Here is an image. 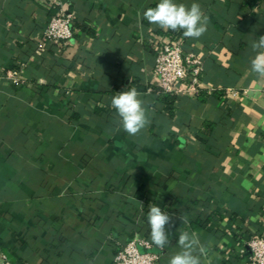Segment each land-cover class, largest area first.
<instances>
[{"label": "crops", "instance_id": "obj_1", "mask_svg": "<svg viewBox=\"0 0 264 264\" xmlns=\"http://www.w3.org/2000/svg\"><path fill=\"white\" fill-rule=\"evenodd\" d=\"M51 1L0 0V246L15 264H111L135 235L151 242L146 203L164 193L166 212L188 214L176 227L198 235L203 264H249L244 245L264 232V78L250 69L264 3L175 0L209 17L184 53L201 60L197 91L221 96L181 95L169 118L143 45L168 39L144 24L159 0H60L81 27L38 53ZM134 84L147 87L151 123L130 136L111 99ZM177 238L163 250L151 242L157 264L179 251Z\"/></svg>", "mask_w": 264, "mask_h": 264}, {"label": "clouds", "instance_id": "obj_2", "mask_svg": "<svg viewBox=\"0 0 264 264\" xmlns=\"http://www.w3.org/2000/svg\"><path fill=\"white\" fill-rule=\"evenodd\" d=\"M143 19L163 30L182 31L183 36L190 39H199L206 33L209 24V17L198 3H192L189 7L175 0H159L155 7H149L143 12ZM251 50L254 53L250 61L251 72L264 78V35L253 39ZM126 89L112 97L111 107L119 117L123 131L136 136L149 126L151 120L140 98L141 93L135 87ZM177 222L188 224V214H169L159 206L149 205L147 223L151 242L163 250L170 243V236L178 234L179 251L171 256L169 264H203L204 247L198 235L195 232L180 231L176 227Z\"/></svg>", "mask_w": 264, "mask_h": 264}, {"label": "built area", "instance_id": "obj_3", "mask_svg": "<svg viewBox=\"0 0 264 264\" xmlns=\"http://www.w3.org/2000/svg\"><path fill=\"white\" fill-rule=\"evenodd\" d=\"M51 5L58 8V13L47 20L42 31L43 40L36 45L38 53L45 50V45L58 47L73 39L75 15L66 10L60 0H52ZM184 48L182 40L169 39L161 40L154 48L152 78L163 93L181 96L197 92L201 60L194 53H184ZM7 77L12 83L20 82L17 71L8 72ZM152 248V243L145 237L135 235L114 253L111 264H157L160 254ZM242 252L248 253L249 264H264V232L252 235ZM9 255L0 246V264H14Z\"/></svg>", "mask_w": 264, "mask_h": 264}, {"label": "trees", "instance_id": "obj_4", "mask_svg": "<svg viewBox=\"0 0 264 264\" xmlns=\"http://www.w3.org/2000/svg\"><path fill=\"white\" fill-rule=\"evenodd\" d=\"M264 3V0H244L242 5H241V9H247V10H253L254 8L258 7L260 4ZM157 4H152L151 7H155ZM58 13V8L55 6L50 7L49 12H48V16L49 18H51L52 16L56 15ZM145 25H149L148 21H145L144 23ZM77 27H81L79 24H77V21L75 19V22L73 24V29L77 28ZM82 29L89 33V34H93L91 31L85 29L82 27ZM158 34L167 36V38L171 41H175V40H182L184 42V44H186L187 40L189 38H185L183 36V32L182 31H171V30H166L165 32H162L161 30H157L156 31ZM144 47L151 51L154 52L153 50V45L148 42V41H144L143 42ZM134 87L138 90V92H144L147 90V87L138 85V84H134ZM151 90L157 92L158 94L156 95V100L160 103H162L164 105V112L166 113V115L169 118H174L177 112V106L180 102L181 97L171 94V93H163L161 92L158 88L152 87ZM221 93L218 92H212L211 94H208L206 91H202V90H198L196 92V98L197 100L201 103V102H206L210 97H214V98H220ZM205 131L206 133H211L214 129V124L212 123H205ZM172 198H170L169 196H166V194L161 193L159 194V197L157 199H149L146 203V208H145V212L143 215V220L146 224L147 223V213L149 211V205H156L159 206L162 210L167 211L168 210V204H170L172 202ZM65 242V239H63ZM120 247H118L115 252L119 249ZM114 252V253H115ZM9 259L15 264L16 263V258L14 255H9L8 256Z\"/></svg>", "mask_w": 264, "mask_h": 264}]
</instances>
